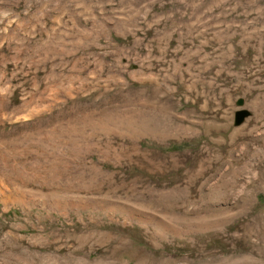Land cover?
Masks as SVG:
<instances>
[{
    "label": "rangeland",
    "instance_id": "1",
    "mask_svg": "<svg viewBox=\"0 0 264 264\" xmlns=\"http://www.w3.org/2000/svg\"><path fill=\"white\" fill-rule=\"evenodd\" d=\"M0 264H264V0H0Z\"/></svg>",
    "mask_w": 264,
    "mask_h": 264
}]
</instances>
